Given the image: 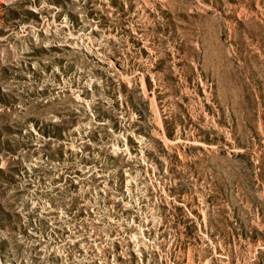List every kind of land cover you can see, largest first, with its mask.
Instances as JSON below:
<instances>
[{
	"label": "rangeland",
	"instance_id": "1",
	"mask_svg": "<svg viewBox=\"0 0 264 264\" xmlns=\"http://www.w3.org/2000/svg\"><path fill=\"white\" fill-rule=\"evenodd\" d=\"M0 264H264V0H0Z\"/></svg>",
	"mask_w": 264,
	"mask_h": 264
}]
</instances>
